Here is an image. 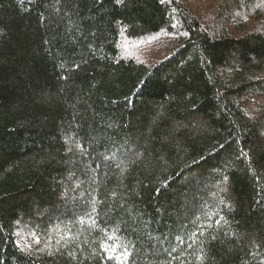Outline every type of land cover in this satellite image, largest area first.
I'll use <instances>...</instances> for the list:
<instances>
[{
	"label": "trees",
	"instance_id": "16d2710c",
	"mask_svg": "<svg viewBox=\"0 0 264 264\" xmlns=\"http://www.w3.org/2000/svg\"><path fill=\"white\" fill-rule=\"evenodd\" d=\"M0 264H264V0H0Z\"/></svg>",
	"mask_w": 264,
	"mask_h": 264
},
{
	"label": "snow or ice",
	"instance_id": "6c2138e0",
	"mask_svg": "<svg viewBox=\"0 0 264 264\" xmlns=\"http://www.w3.org/2000/svg\"><path fill=\"white\" fill-rule=\"evenodd\" d=\"M116 2L117 3H123V0H116ZM77 147H79V145H77ZM94 210V209H93ZM81 223H83V221H81ZM93 223H95V221H93ZM177 239L181 242V243H183L184 241L182 240V238H180V237H177ZM110 259H111V257H110Z\"/></svg>",
	"mask_w": 264,
	"mask_h": 264
}]
</instances>
